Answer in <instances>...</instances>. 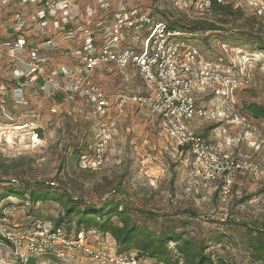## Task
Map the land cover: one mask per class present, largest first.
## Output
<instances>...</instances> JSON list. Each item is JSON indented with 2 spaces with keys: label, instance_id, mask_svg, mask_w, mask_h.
<instances>
[{
  "label": "rangeland",
  "instance_id": "374dc122",
  "mask_svg": "<svg viewBox=\"0 0 264 264\" xmlns=\"http://www.w3.org/2000/svg\"><path fill=\"white\" fill-rule=\"evenodd\" d=\"M184 1L135 0L131 5H139L143 11L175 28L195 21L213 23L220 28L218 32H197L187 39L203 58L231 67L235 75H240L239 66L243 64L249 84L235 94L234 106L226 119L220 122L195 119L191 129L208 143H220L230 158L255 162L262 171V179L256 183L237 179L229 194L221 195L215 189L216 184L208 186L192 178V158L185 152L182 156L176 152L161 122L130 104L125 106L111 137L104 166L96 171L82 169L80 157L92 155L96 130L115 115L113 109L108 117L99 119L92 115L88 104H69L60 94H36L26 105H18L8 95L0 94V193L10 180H18L21 185L53 182L52 190L73 199L96 205L106 197L122 199L135 209L152 213L153 219L139 215L140 222H146L152 229H158L164 217L185 219L181 213L188 211L196 219L187 230L196 238L200 232L217 230L214 222L222 223L225 219L238 223L264 220V121L252 118L243 110L252 103L264 108V51L260 49L264 46V0H227L231 15L214 11L199 15L183 10ZM4 68L0 66V84L6 83ZM101 72L94 76L97 75L111 96L125 87L129 96L145 92L132 70L126 72L129 78L126 85L120 74L113 72L112 77H106ZM207 101L203 100L201 105L208 106ZM76 149L79 157L74 153ZM21 185L17 188H22ZM26 198L9 197L0 202V233L25 232L35 221L55 222L61 215L57 203L32 206ZM226 232L237 235L231 230ZM90 235L92 245L116 252L109 235L95 231ZM242 250L229 243L209 249L248 264ZM7 259L9 264H18ZM35 260L36 264H91L80 255L63 262L50 255Z\"/></svg>",
  "mask_w": 264,
  "mask_h": 264
},
{
  "label": "built area",
  "instance_id": "2783aa9c",
  "mask_svg": "<svg viewBox=\"0 0 264 264\" xmlns=\"http://www.w3.org/2000/svg\"><path fill=\"white\" fill-rule=\"evenodd\" d=\"M127 1L130 5L122 6L114 17L95 19L92 7L85 14L80 11L79 0H0V14L9 8L13 19L11 36L0 40V66L5 67L6 81L0 84V94L18 105H26L36 94H60L69 104H88L99 119L113 109L115 115L96 130L92 155L80 157L82 169L96 171L104 166L111 137L131 103L161 122L176 152L188 149L193 179L216 184L221 195L229 194L237 179L259 182L263 174L255 162L230 158L220 143H208L191 129L195 119H226L235 94L249 84L245 66H239L240 76L231 67L207 61L181 31L139 5H131L135 0ZM213 2L224 5L227 0H185L181 7L202 15ZM97 4L109 8L106 0ZM124 31L142 34L141 49L122 43ZM55 57L64 64L54 67ZM110 67L133 68L145 95L105 94L93 76ZM205 99L208 106L201 105ZM90 233L68 234L48 220L35 221L25 232L4 231L0 233V264H9L8 257L25 263L28 258L49 255L62 262L80 255L91 264H141L135 253L118 255L92 245Z\"/></svg>",
  "mask_w": 264,
  "mask_h": 264
},
{
  "label": "trees",
  "instance_id": "16d2710c",
  "mask_svg": "<svg viewBox=\"0 0 264 264\" xmlns=\"http://www.w3.org/2000/svg\"><path fill=\"white\" fill-rule=\"evenodd\" d=\"M210 11L231 15L229 6L216 2H213L208 12ZM168 25L171 29L181 31L186 39L197 32L206 34L220 31L215 24L204 21L191 22L190 25L182 28ZM256 46L259 44L256 43ZM260 49L264 51V46ZM243 110L252 118L264 121L262 106L252 103L245 105ZM179 151L181 156L184 152L189 155L186 148H178L177 153ZM74 153L79 157L77 149ZM6 185L1 190L0 202L9 197L22 200L27 196L26 199L32 206L38 203H57L62 212L53 222L55 228L68 234L95 231L103 236L109 235L115 242L116 254L135 253L138 260L144 264H241L234 258H230L231 256H220L209 251L210 247L223 243L243 248L248 264H264V220L238 223L225 219L222 223L214 222L217 230L209 231L207 234L200 232L199 238H196L187 230V227L196 219L192 212L183 211L181 215H184L185 219L164 217L160 227L152 229L146 222H140L139 215H149L150 219H153L154 214L135 209L122 199L114 200V198L106 197L103 202L96 205L73 199L66 193L56 192L49 184L21 185L18 180H15V183L10 180ZM20 185L22 188H17ZM218 193H220L219 188ZM110 196L113 197V195ZM235 227L239 230H235ZM221 228L225 231H219ZM226 230H231L232 233L237 232V235L230 236ZM199 231L202 230L199 228ZM16 263L36 264V260L28 258L25 263L19 261Z\"/></svg>",
  "mask_w": 264,
  "mask_h": 264
},
{
  "label": "crops",
  "instance_id": "0c3cea01",
  "mask_svg": "<svg viewBox=\"0 0 264 264\" xmlns=\"http://www.w3.org/2000/svg\"><path fill=\"white\" fill-rule=\"evenodd\" d=\"M106 1L109 4V8H107V9H102L99 6V4H97V0H79L78 6L80 8V11L82 13H84V14L86 12V8L87 7H92L96 11L95 19H99L101 17L112 18V17H114V15L116 13H118L121 10L122 6L128 5V4H126L127 0H106ZM12 22H13V19H12V16H11V11H10L9 8H5L3 10V12L0 14V23H1V26H0V40L11 36L10 25L12 24ZM89 27L94 29V27L91 26V25ZM48 29L51 31V28H48ZM142 37H143L142 34H140L139 32L124 31L123 32V36H122V38H123L122 39V43L124 45L133 46V47H135L136 49L139 50L142 47V41H141ZM64 45L68 46L69 43H65ZM0 63H2V62H0ZM51 64L54 67H57L58 65L60 66V65L64 64V62L57 60V58L55 57V58H53ZM131 70L135 72V70L133 68H126V69H124L122 71H119L117 69H114V68L110 67V68H106L104 71H102L103 73L101 72V76L112 77L111 76L112 73L116 72L117 74H120L122 76L123 85L124 84L126 85L127 82L129 81V78L126 75V72L127 71L130 72ZM136 76H137V74H136ZM94 80H95L96 83H98L101 86V82H100L99 78H97V75L94 76ZM101 88H102V90L104 91L105 94H107L108 96H111V95H109L110 93L108 91H105L102 86H101ZM125 91H128L126 87L124 89H121L118 93H115V95L116 94H125L128 98H132V97H136V96H144L145 95V92H144L143 94H130V96H129V93L125 92ZM72 104H74V105H79L80 104L81 105L82 103L80 101H78V102L72 103ZM129 104L132 105V107H135L133 104H131V103H129ZM111 111L113 112L114 110H111ZM124 111H125V108H124ZM123 114H124V112H123ZM152 121H153V119H152Z\"/></svg>",
  "mask_w": 264,
  "mask_h": 264
}]
</instances>
